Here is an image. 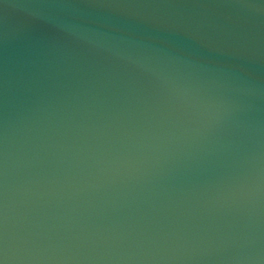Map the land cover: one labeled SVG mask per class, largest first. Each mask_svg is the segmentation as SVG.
Wrapping results in <instances>:
<instances>
[{
	"label": "water",
	"instance_id": "water-1",
	"mask_svg": "<svg viewBox=\"0 0 264 264\" xmlns=\"http://www.w3.org/2000/svg\"><path fill=\"white\" fill-rule=\"evenodd\" d=\"M7 264H264V0H0Z\"/></svg>",
	"mask_w": 264,
	"mask_h": 264
},
{
	"label": "snow or ice",
	"instance_id": "snow-or-ice-1",
	"mask_svg": "<svg viewBox=\"0 0 264 264\" xmlns=\"http://www.w3.org/2000/svg\"><path fill=\"white\" fill-rule=\"evenodd\" d=\"M0 264H7V257L4 254L3 249H0Z\"/></svg>",
	"mask_w": 264,
	"mask_h": 264
}]
</instances>
